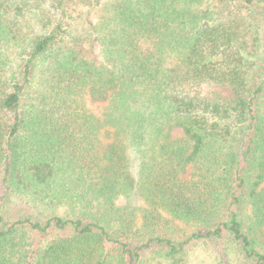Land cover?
<instances>
[{"label":"trees","instance_id":"1","mask_svg":"<svg viewBox=\"0 0 264 264\" xmlns=\"http://www.w3.org/2000/svg\"><path fill=\"white\" fill-rule=\"evenodd\" d=\"M195 243L264 264V0H0V264Z\"/></svg>","mask_w":264,"mask_h":264},{"label":"rangeland","instance_id":"2","mask_svg":"<svg viewBox=\"0 0 264 264\" xmlns=\"http://www.w3.org/2000/svg\"><path fill=\"white\" fill-rule=\"evenodd\" d=\"M91 21H94V19L92 18ZM84 55L97 64L102 61L98 46H95L93 49L85 50ZM216 94L229 96L230 91L227 88L215 85L204 86L201 91V95L204 97H212ZM177 132L180 133L179 130ZM178 135L180 134H175V136ZM124 202L125 200L123 198L119 200L120 204ZM222 247L223 246H221V248ZM219 250L220 247L214 243L192 244L184 257V264H218Z\"/></svg>","mask_w":264,"mask_h":264}]
</instances>
